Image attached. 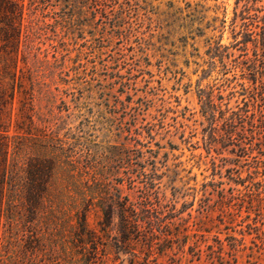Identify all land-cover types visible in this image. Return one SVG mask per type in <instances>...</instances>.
<instances>
[{"label": "rangeland", "instance_id": "obj_1", "mask_svg": "<svg viewBox=\"0 0 264 264\" xmlns=\"http://www.w3.org/2000/svg\"><path fill=\"white\" fill-rule=\"evenodd\" d=\"M86 1L39 8L57 23L25 62L0 6V264H264V159L219 121L254 103L234 0ZM38 163L50 173L35 200ZM137 171L152 176L160 237L143 223L120 239L103 211L138 201Z\"/></svg>", "mask_w": 264, "mask_h": 264}, {"label": "trees", "instance_id": "obj_2", "mask_svg": "<svg viewBox=\"0 0 264 264\" xmlns=\"http://www.w3.org/2000/svg\"><path fill=\"white\" fill-rule=\"evenodd\" d=\"M107 0H87L84 6L89 8L90 4H95L99 9ZM51 0H28L26 8L27 15H24V0H0V6L3 16L4 33L7 40L15 42L18 47L23 46V61H26L25 53L30 54L33 46V41L36 36L40 34V30L45 26L55 27L57 19L52 23L39 19L37 17V11L42 8L43 11H47L48 5ZM260 2V3H259ZM43 5V7L41 6ZM46 6V7H45ZM53 9V8H52ZM48 11L46 12V16ZM232 18V34L236 42L242 44L244 49H247V44H251L252 57L248 58L243 68H245L250 74V79L253 86L251 103L244 102L242 106L236 105L234 108H227L225 111H221L219 121L226 127L225 135L223 138L230 142L233 146L240 150H248L245 146V140L250 138H257V141H250L249 146H255L257 153L264 159V2L262 0H234V12ZM236 19L240 22L237 23ZM237 27V28H236ZM238 34V35H237ZM53 48L52 56L54 63L57 62L56 52L59 51L57 44L51 45ZM248 50V49H247ZM47 62V60H45ZM52 62V63H53ZM244 63V62H243ZM259 135V137H256ZM238 142V143H237ZM3 157V158H2ZM1 162L3 164L1 175V188L5 187V184L9 183L12 169L9 168L6 155H1ZM40 172V177L37 178L39 182L35 185L38 190L37 194L32 195L36 200L40 198V191L44 190V183L47 181L50 171V166L46 165L41 167V163L35 168ZM264 174V173H263ZM139 181L142 182L143 187L135 184L134 177L128 175L127 180L130 188H135L139 191L140 196L138 201L132 202L126 196H120L117 201V209L110 205L107 210L103 211L102 222L104 225H113L114 214H116L117 224L116 227L120 239L130 238L127 234L126 228L128 225L133 227H140V224H145L152 237H160L158 228L162 223L159 222L158 205L152 199L151 188H153L154 182L152 176L144 171H137ZM119 178V179H118ZM115 180L121 182L123 179L118 177ZM44 181V183H42ZM261 182V181H259ZM257 182V183H259ZM27 183V180H25ZM118 191V189H117ZM42 193V192H41ZM40 193V194H41ZM2 197V191L0 190V202ZM157 212V214H156ZM85 220V218H84ZM164 235L165 240H169L167 235L169 232H161ZM188 234H184L183 242H186ZM179 239L178 237H176ZM116 239V238H115ZM182 242V240H181ZM179 244H182V243ZM221 246V241L217 242ZM183 245V244H182ZM209 254L216 252L212 245H207ZM179 249L183 251V248L179 245ZM198 252V250H197Z\"/></svg>", "mask_w": 264, "mask_h": 264}]
</instances>
